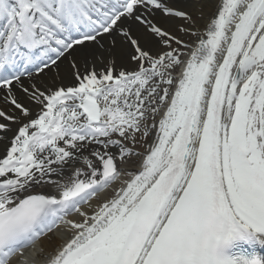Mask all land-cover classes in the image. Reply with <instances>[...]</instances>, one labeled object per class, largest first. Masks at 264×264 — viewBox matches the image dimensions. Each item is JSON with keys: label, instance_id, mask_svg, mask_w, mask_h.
I'll return each instance as SVG.
<instances>
[{"label": "snow or ice", "instance_id": "6c2138e0", "mask_svg": "<svg viewBox=\"0 0 264 264\" xmlns=\"http://www.w3.org/2000/svg\"><path fill=\"white\" fill-rule=\"evenodd\" d=\"M0 144V264H264V0H0Z\"/></svg>", "mask_w": 264, "mask_h": 264}, {"label": "bare ground", "instance_id": "6f19581e", "mask_svg": "<svg viewBox=\"0 0 264 264\" xmlns=\"http://www.w3.org/2000/svg\"><path fill=\"white\" fill-rule=\"evenodd\" d=\"M3 152H4V147L2 144H0V155H3ZM95 203V201H94Z\"/></svg>", "mask_w": 264, "mask_h": 264}]
</instances>
